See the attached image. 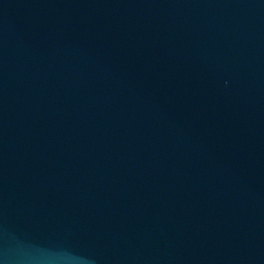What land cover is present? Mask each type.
I'll return each mask as SVG.
<instances>
[{
    "label": "water",
    "instance_id": "obj_1",
    "mask_svg": "<svg viewBox=\"0 0 264 264\" xmlns=\"http://www.w3.org/2000/svg\"><path fill=\"white\" fill-rule=\"evenodd\" d=\"M0 264H264V0H0Z\"/></svg>",
    "mask_w": 264,
    "mask_h": 264
}]
</instances>
